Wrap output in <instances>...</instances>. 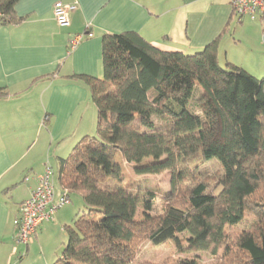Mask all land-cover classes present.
Segmentation results:
<instances>
[{
  "label": "trees",
  "instance_id": "obj_1",
  "mask_svg": "<svg viewBox=\"0 0 264 264\" xmlns=\"http://www.w3.org/2000/svg\"><path fill=\"white\" fill-rule=\"evenodd\" d=\"M18 1L0 0L1 25L18 22ZM102 66L101 79L83 78L96 136L80 139L60 164L62 189L79 195L85 211L66 227L54 264H146L136 261L139 242L264 264V77L221 66L217 41L186 55L135 32L103 36ZM119 160L138 176L171 174L161 212L152 214L154 194L123 186ZM206 163L221 174L210 178ZM247 213L256 220L230 240L227 228Z\"/></svg>",
  "mask_w": 264,
  "mask_h": 264
},
{
  "label": "crops",
  "instance_id": "obj_2",
  "mask_svg": "<svg viewBox=\"0 0 264 264\" xmlns=\"http://www.w3.org/2000/svg\"><path fill=\"white\" fill-rule=\"evenodd\" d=\"M57 2L76 4L68 27L55 20ZM14 11L18 22L0 24V89L7 93L0 99V264H54L66 227L84 207L69 194V204L27 245L16 241L19 206L45 166L52 167L57 201L60 164L77 138L88 136L84 117L92 107L97 123L83 78L103 76L104 35L135 32L159 50L186 55L217 41L219 63L226 54L225 62L264 75V21L234 16L230 0H19ZM87 33L70 51V40Z\"/></svg>",
  "mask_w": 264,
  "mask_h": 264
},
{
  "label": "rangeland",
  "instance_id": "obj_3",
  "mask_svg": "<svg viewBox=\"0 0 264 264\" xmlns=\"http://www.w3.org/2000/svg\"><path fill=\"white\" fill-rule=\"evenodd\" d=\"M259 37L262 33H257ZM220 65L223 66L225 61H227L226 54L225 58H220ZM256 77V76H255ZM258 78L264 77V75H258ZM199 94L193 100V104L197 106L200 102ZM84 129L88 136H96V119L95 110L91 109L84 117ZM83 136L77 138L79 141ZM77 143V142H76ZM69 155V154H68ZM120 161L122 172L124 174L123 186L132 192L138 193L140 195H145L147 193H152L155 196L153 204L152 214L159 213L162 211L163 207L167 202L166 196L170 192V179L171 174L169 172H164L160 175H141L138 176L134 172V166L128 164L124 161ZM207 166V171L210 176L218 177L221 174L220 167L215 163H206L201 166L204 169ZM55 190L59 191L60 185L57 181L54 182ZM71 201L75 203L78 199L83 202L82 198L74 194L70 197ZM73 198V199H72ZM84 204V203H82ZM83 206V205H82ZM85 211V207L80 208V213ZM137 218H142V209L138 210ZM256 220L253 213H247L242 224L238 227L227 228L229 234L232 235L240 230L249 228L250 224ZM138 255L136 261L139 263L146 264H173L174 262L184 261V262H194L196 264H229L228 258L222 259L221 256L214 257L210 252H184L177 249L174 243L168 242L165 244H160L158 246H153L149 242H139L137 245ZM237 264H240L241 258H237Z\"/></svg>",
  "mask_w": 264,
  "mask_h": 264
},
{
  "label": "built area",
  "instance_id": "obj_4",
  "mask_svg": "<svg viewBox=\"0 0 264 264\" xmlns=\"http://www.w3.org/2000/svg\"><path fill=\"white\" fill-rule=\"evenodd\" d=\"M232 14L238 18L246 17L249 20L264 21V0H230ZM76 9V4L65 5L57 2L53 6V14L60 27H68L69 15ZM91 33L79 34L70 40L69 50L72 51L84 37H91ZM53 170L46 165L37 180V186L28 199L19 206L18 217L14 220L16 228V241L27 245L34 236L37 228L43 222L50 221L56 211L69 204V195L62 191L60 198L54 200V187L52 183Z\"/></svg>",
  "mask_w": 264,
  "mask_h": 264
}]
</instances>
